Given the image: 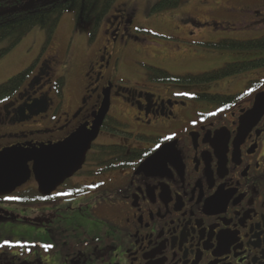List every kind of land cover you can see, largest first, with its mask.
Segmentation results:
<instances>
[{
    "label": "flooded vegetation",
    "instance_id": "af4514ba",
    "mask_svg": "<svg viewBox=\"0 0 264 264\" xmlns=\"http://www.w3.org/2000/svg\"><path fill=\"white\" fill-rule=\"evenodd\" d=\"M138 12L135 5L119 4L103 17L105 45L85 66L77 103L66 96L65 78H57V59L48 57L0 104V152L60 144L82 126L99 130L83 168L55 191L40 193L30 162L25 184L0 196V208L44 215L40 226L3 229L0 264H264V50L258 59L246 51L236 58L235 52L234 64L222 69L237 64L248 69L236 73L235 68L225 78L191 89L158 86L153 91L154 85L167 83L149 81L147 87L127 88L110 54L119 47L127 51L137 39ZM225 12L232 22L188 20L196 29L187 38L196 35L208 50L225 41L264 40H253L264 34V0ZM236 25L243 28L237 35L236 29H215ZM208 53L206 64L193 67L219 66L221 56ZM217 98L222 101L211 100ZM41 110L46 112L34 116ZM150 130L164 136L151 139L154 145L146 149L97 143L111 134L149 139ZM103 146L138 154L98 167L89 159ZM92 203L108 209L107 228L99 229L82 212Z\"/></svg>",
    "mask_w": 264,
    "mask_h": 264
},
{
    "label": "rangeland",
    "instance_id": "374dc122",
    "mask_svg": "<svg viewBox=\"0 0 264 264\" xmlns=\"http://www.w3.org/2000/svg\"><path fill=\"white\" fill-rule=\"evenodd\" d=\"M46 1L48 0H14V2H8V7L6 8H9L11 4L15 6H29ZM160 1L117 0L114 3V7L119 4L135 5L139 11L135 22L136 27L140 29L137 39L131 43L127 51H122L121 47H119L116 50L112 49L110 54L112 68L115 66L119 68V77L127 88L140 85L145 87L150 86L151 84L148 82V69L152 68L166 71L175 77H184L201 76L221 70L225 65L234 64L235 52L218 51L215 49L208 50L209 48L207 47L202 48L199 44L200 41L195 40L196 35H189L190 37L187 38L186 35H188L189 31L196 29L189 21L190 19L204 21L211 17L218 21H231L232 18L225 12L231 6L242 8L263 3V0H212L211 5L205 6V4L202 5L205 0H184L177 8L153 11L154 6ZM94 24L95 20L78 23L75 13L68 11L63 15L58 29L48 45L46 33L39 28H35L15 48L0 59V85L5 84L13 77L30 68L35 62H39L40 59L43 58L45 61L49 57V59L52 58V61L57 59L53 68L59 67L57 78H65L66 84L64 90L69 102L73 98V101L77 103L83 93V71L85 66L95 55H98L100 49L105 45L106 25L102 20L97 28V32L92 37ZM215 29H220L219 31L222 33H235L234 29H236L237 35L242 32L243 28L236 25V27L228 26ZM198 36L201 37L199 34ZM263 37L264 34L259 33L253 36V40ZM6 47L7 42H4L0 45V50ZM209 51L221 56L219 60L222 58V61L219 66H210V69H196L193 67L194 65L206 64L209 57V53L207 54V52ZM260 54V52H254L253 57L258 59ZM154 86L152 90L159 91L158 86L191 89L194 85L156 84ZM120 115L125 120H130L127 116ZM130 130L128 127L127 131L130 132ZM149 133H152V135H148L149 139H145L139 135L131 137L129 135L111 134L97 141V143L103 141L107 145L146 149L154 145L151 139H158L164 136L159 131L150 130ZM96 206V203H92L88 208H81V210L92 217L90 219L94 221L99 229L107 228L108 221L104 216H107L108 209L103 205H98L96 210ZM43 218L44 215H31L24 209L0 208V240L6 237L3 229L11 231L7 227H15L13 230L17 232L29 225L40 226ZM43 224L48 226L45 222Z\"/></svg>",
    "mask_w": 264,
    "mask_h": 264
},
{
    "label": "trees",
    "instance_id": "16d2710c",
    "mask_svg": "<svg viewBox=\"0 0 264 264\" xmlns=\"http://www.w3.org/2000/svg\"><path fill=\"white\" fill-rule=\"evenodd\" d=\"M116 1L117 0H48L29 6H15L11 4L9 8H6L8 7V2L0 3V10L5 11L0 15V45L7 42V47L0 50V59L15 48L23 38L35 28H39L46 33L48 45L57 31L63 15L68 11H73L75 13L78 23L95 20L92 30V37H94L103 17ZM183 1L184 0H161L154 6L153 11L177 8ZM211 48L218 51H232L236 52V54L244 51L254 53L264 50V40H257L249 43L225 41ZM37 64L38 61L5 84L0 85V104L7 101L15 94L19 85L32 74ZM249 66L248 64H237L236 67L226 66L224 69L212 73L187 77H174L166 71L152 68L148 69V81L152 83L203 85L227 77L235 68L236 73H238L244 69H248ZM63 86L64 81H61L60 88ZM201 99H203V97H201ZM211 100L218 103L222 101L221 98ZM97 150L98 152L90 156L89 160L96 163L98 167L105 168L110 166L116 158L117 161H115L114 164L125 160L122 156H135L138 154L136 150L128 151L126 148L120 146L97 147Z\"/></svg>",
    "mask_w": 264,
    "mask_h": 264
},
{
    "label": "water",
    "instance_id": "95a60500",
    "mask_svg": "<svg viewBox=\"0 0 264 264\" xmlns=\"http://www.w3.org/2000/svg\"><path fill=\"white\" fill-rule=\"evenodd\" d=\"M14 0H0V3ZM5 11H0V15ZM260 101L257 102V109ZM45 110L34 113L39 115ZM97 127L88 130L87 127H80L73 135L60 144L37 148L12 147L0 152V196L10 195L18 187L25 184L31 174L28 166L34 163L33 172L39 184L40 193L48 195L65 180L72 178L79 172L85 162L92 142L98 136ZM156 156L151 158L154 159ZM150 160L144 163L140 170L150 165Z\"/></svg>",
    "mask_w": 264,
    "mask_h": 264
},
{
    "label": "snow or ice",
    "instance_id": "6c2138e0",
    "mask_svg": "<svg viewBox=\"0 0 264 264\" xmlns=\"http://www.w3.org/2000/svg\"><path fill=\"white\" fill-rule=\"evenodd\" d=\"M157 147H159V145H157ZM5 199H8V200H12V199H18L17 197H5ZM50 247V246H46L45 250H47V248Z\"/></svg>",
    "mask_w": 264,
    "mask_h": 264
}]
</instances>
